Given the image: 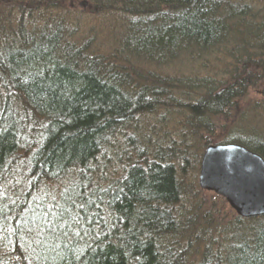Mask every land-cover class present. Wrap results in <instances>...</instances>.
<instances>
[{
  "label": "trees",
  "instance_id": "obj_1",
  "mask_svg": "<svg viewBox=\"0 0 264 264\" xmlns=\"http://www.w3.org/2000/svg\"><path fill=\"white\" fill-rule=\"evenodd\" d=\"M19 1H0V264H264V215L219 214L198 178L220 116V144L264 157V108L248 132L237 116L248 68L264 80V16L234 0ZM228 38L243 68L225 79L151 68Z\"/></svg>",
  "mask_w": 264,
  "mask_h": 264
},
{
  "label": "rangeland",
  "instance_id": "obj_2",
  "mask_svg": "<svg viewBox=\"0 0 264 264\" xmlns=\"http://www.w3.org/2000/svg\"><path fill=\"white\" fill-rule=\"evenodd\" d=\"M0 1L2 4L3 3L5 5L8 4V6L14 10H19V7H18V3L20 2L19 0H0ZM83 1L84 0H66L65 5L67 8L71 10L75 9L74 12L78 11L82 13L83 10L88 9L86 6H83L82 4ZM234 1L236 3L237 2L246 3L248 5L247 8L250 11H252V16L255 17L254 19H260L264 16V0H234ZM79 15L80 14H78L77 16ZM88 18H89L90 23L87 24L83 21V24L80 23L79 25L81 27H84L85 25V29L88 32V34H89V31L93 29V34L95 35V33H98L101 30L100 28L102 24L100 23L102 22L95 17L92 18L91 15ZM72 20L74 21V18H72ZM250 39L252 38L249 37L247 40L250 41ZM97 40L100 42L99 38ZM242 40L243 39L240 38L239 41L237 42L235 40H232L231 38H228L226 39V41L217 43V45H215L214 47H209V48L206 47V49H203L205 51H200L195 57L191 56V58H186V56L183 55L181 56V60H178L174 64L163 63V65L161 66L154 64L151 68L156 67L160 69V71L165 72L166 74L178 75V76L194 75L196 73H200V74H205L206 76L207 75H210V76L218 75L220 78L221 77L224 78L226 76V72H228V69H229L228 65L236 66L238 64V60L235 59L237 58L235 57V54H238V56L240 57L242 52H244L242 50L244 47L241 49V51H239L240 48L235 50V46L237 45L239 46V43H241ZM256 50L257 49L255 48L252 54H254ZM233 56L235 58H233ZM258 56L259 55H257L256 57ZM256 57H253V59ZM242 65H243L242 63L238 64L237 65L238 69L243 68ZM253 68L254 67L252 65H251V68H248V71L245 77L246 78L245 83L243 86L245 89V92H244L243 98L242 99L240 98V101L238 103L239 105L238 111L242 113H239L237 116L241 117L243 115L240 122L242 121L245 122V124H242V128L239 130V132L241 133H243V130L246 131L247 128H249L251 125H252L251 128L254 126L253 125L254 121H251L252 115L257 110L264 108L263 107L264 101L262 103L260 102L264 99V80L262 82L261 81L255 82L256 81L255 77H251L253 76L251 72L253 71ZM248 77H251V79L247 80ZM217 120L216 122L218 123V129L216 131V135L214 136L216 139L214 143H220L221 140H225L228 137V135H230V132H231L230 126H228V128L223 126V125L228 124L231 119L228 118L229 120L228 121L227 119L224 118V116H220L219 121ZM255 125H258V124H255ZM251 128L249 130H252ZM205 192L208 193L207 200L211 204L213 200H220L218 198L221 196L216 194L214 191L210 192V191L205 190ZM221 200H223V198ZM220 202L221 203L217 205L218 208L216 207V209L219 214L225 215L227 213V211L225 210L226 209L225 204H226V207H229L228 209H231V207L225 199L223 200V202L222 201ZM228 213H229V210H228Z\"/></svg>",
  "mask_w": 264,
  "mask_h": 264
},
{
  "label": "water",
  "instance_id": "obj_3",
  "mask_svg": "<svg viewBox=\"0 0 264 264\" xmlns=\"http://www.w3.org/2000/svg\"><path fill=\"white\" fill-rule=\"evenodd\" d=\"M202 156L200 188L216 192L242 217L264 215L262 155L245 145L221 143L210 144Z\"/></svg>",
  "mask_w": 264,
  "mask_h": 264
}]
</instances>
